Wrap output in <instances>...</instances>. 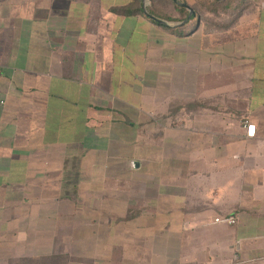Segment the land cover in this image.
Masks as SVG:
<instances>
[{
    "label": "crops",
    "instance_id": "obj_1",
    "mask_svg": "<svg viewBox=\"0 0 264 264\" xmlns=\"http://www.w3.org/2000/svg\"><path fill=\"white\" fill-rule=\"evenodd\" d=\"M134 7L0 0V264H264V0Z\"/></svg>",
    "mask_w": 264,
    "mask_h": 264
},
{
    "label": "rangeland",
    "instance_id": "obj_2",
    "mask_svg": "<svg viewBox=\"0 0 264 264\" xmlns=\"http://www.w3.org/2000/svg\"><path fill=\"white\" fill-rule=\"evenodd\" d=\"M234 1L236 3L234 2L232 4L230 3V0H224V3L215 5L212 0H177V2L186 3L194 11L196 16L191 17L188 16V9L183 8V10H180L178 7L179 3L176 4L173 0H135L134 5L135 8L140 6L142 10L146 9L148 13L151 12L152 14L165 19V21L170 24H176L175 27H181L182 30L187 32L194 27L196 19H199V21H201L200 23H208V28L211 27L210 25H215L216 27L221 28L222 25L227 26L235 23L238 19L239 13L245 10H242L241 6L246 5V2L250 0ZM251 1L255 2V0ZM229 3L231 5H229L228 9H225L224 5ZM250 6L251 3L248 4V7ZM216 16H219L220 18H216Z\"/></svg>",
    "mask_w": 264,
    "mask_h": 264
},
{
    "label": "built area",
    "instance_id": "obj_3",
    "mask_svg": "<svg viewBox=\"0 0 264 264\" xmlns=\"http://www.w3.org/2000/svg\"><path fill=\"white\" fill-rule=\"evenodd\" d=\"M244 125H245V134L246 136H253L254 135V131H255V125L252 123H249L247 120L244 121ZM215 222H224L228 225H231L235 222L234 218L231 216H218L216 218H214Z\"/></svg>",
    "mask_w": 264,
    "mask_h": 264
},
{
    "label": "trees",
    "instance_id": "obj_4",
    "mask_svg": "<svg viewBox=\"0 0 264 264\" xmlns=\"http://www.w3.org/2000/svg\"><path fill=\"white\" fill-rule=\"evenodd\" d=\"M134 1H135V0H134ZM176 1H177V0H176ZM212 1L215 3V5H218L219 3H224V2H223L224 0H212ZM173 2L176 3V4H178V3L175 2L174 0H173ZM234 2H235L234 0H230V3L233 4ZM242 2H243V1H242ZM253 2H254V1H253ZM230 3L224 5V8H225V9H228L229 5H231ZM235 3H236V2H235ZM250 3L252 4V1H251V0H250V1H247V2H246V5H242V6H241V7H242V10H243V9H247L248 4H250ZM175 6H176V5H175ZM178 7H179L180 10H183V8H185V7L180 6V4H179ZM185 9H186V8H185ZM128 10H129V9H128ZM135 11H139V12H141V13L143 12V10L141 9L140 6H139L138 8H135V7H134V12H135ZM216 11H217V10H216ZM212 12H213V11H212ZM222 12H224V11H222ZM149 13L152 14L151 12H149ZM241 13H242V12H241ZM222 14H223V13H222ZM239 14H240V13H239ZM152 15L155 16V17H157V18H159V19L165 20V19H163V18L158 17V16L155 15V14H152ZM208 15H210V14H208ZM220 16H222V15H220ZM213 17H214V16H213ZM166 18H168V17H166ZM216 18H220V17H219V16H216ZM207 24H208V23H206L205 26H207Z\"/></svg>",
    "mask_w": 264,
    "mask_h": 264
},
{
    "label": "water",
    "instance_id": "obj_5",
    "mask_svg": "<svg viewBox=\"0 0 264 264\" xmlns=\"http://www.w3.org/2000/svg\"><path fill=\"white\" fill-rule=\"evenodd\" d=\"M174 1L177 2L176 0H174ZM177 3H179L180 6L185 7L186 9H188V11H189V15H188V16H189V17H191V16H196L195 13H194V11H193V10H192V9L186 4V3H184V2H177ZM144 7H145V3H144ZM144 13H145L150 19L154 20L155 22H158V23H161V24H168V22H166V21H164V20H162V19H159V18L153 16L152 14L148 13L146 9H144Z\"/></svg>",
    "mask_w": 264,
    "mask_h": 264
}]
</instances>
